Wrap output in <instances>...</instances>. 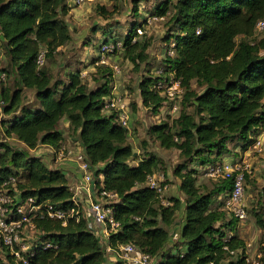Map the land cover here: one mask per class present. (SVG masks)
Segmentation results:
<instances>
[{
  "label": "trees",
  "instance_id": "obj_1",
  "mask_svg": "<svg viewBox=\"0 0 264 264\" xmlns=\"http://www.w3.org/2000/svg\"><path fill=\"white\" fill-rule=\"evenodd\" d=\"M138 1L133 0L136 14ZM70 8L68 0H0V70L5 74L0 79V186L5 183L11 204L32 197L42 209L47 204L76 208L67 169L51 168L30 151L39 144L58 148L64 118L90 170L95 169L93 190L116 193L110 205L119 227L109 234L112 245L133 243L154 257V264H255L236 230L239 218L221 200L231 179L198 184L196 166L221 160L229 141L246 149L264 124V30L255 34L256 22L264 20V0H158L153 6L158 16L173 10L175 32L165 40L166 47L174 41L173 55L165 52L159 74L141 76V103L154 112L162 106L165 96L154 88L159 79L174 75L182 87L178 115L147 130L160 146L178 150L172 174L184 196H169L167 205L145 184L160 162L156 155L134 152L117 112L102 110V100L111 93L112 69L106 66L104 81L89 88L78 71L55 79L37 63L39 53L51 58L71 40ZM99 10L107 13L103 5ZM133 37L125 35L122 47L138 67L148 57V41ZM75 210L78 215L65 223L46 213L32 217L38 239L20 250L22 259L0 243V264H117L106 260L100 238ZM252 212L264 229V209ZM257 261L264 264V255Z\"/></svg>",
  "mask_w": 264,
  "mask_h": 264
},
{
  "label": "rangeland",
  "instance_id": "obj_2",
  "mask_svg": "<svg viewBox=\"0 0 264 264\" xmlns=\"http://www.w3.org/2000/svg\"><path fill=\"white\" fill-rule=\"evenodd\" d=\"M74 1L70 0L72 6L67 15L72 32L71 40L58 47L51 58L44 57L41 65L47 67L55 79L66 80L67 73L78 71L89 88H93L104 81L108 74V70L105 69L106 66L112 69L109 86L113 96L119 97L126 106L129 115L127 128L130 136L128 141L131 143L133 151L140 153V156L144 151L156 155L160 162L154 171L164 174L167 186L164 196L166 198L172 195L183 197V193L177 186L178 179L172 174V168L178 162V150L160 146L158 141L147 133L151 124L161 120L170 121L172 117L178 115L182 106V92L171 89L172 97L167 98L162 106L154 112L142 105L138 90V82L143 74H159V71L165 67V52L168 47L174 44V41L171 40L167 47L165 45V40L175 32L170 19L173 10L167 12L165 16L156 15L153 6L158 0H139L137 2V14L133 11V0H82L76 3ZM100 5H103L107 10L106 14L100 12ZM131 34L134 36L132 40L136 38L140 41H148L146 48L148 57L145 61L141 62L138 67H134L133 63L126 57L123 48L112 54H104L105 61H100L99 45L103 40L107 37L110 39L117 37L121 40L124 39L125 35ZM256 36H260V34ZM0 66H2L1 47ZM167 86L168 84L162 85L164 88ZM192 86L197 88L194 82ZM164 88L160 89V94H165ZM25 93L29 98H32L33 91L31 89H25ZM60 127L63 129L66 139L69 137V140L64 144L61 143V145L66 146L70 151H80L77 136L70 126H64L61 123ZM256 136V140H253L246 149H242L238 141L227 142L228 152L222 154L220 158L236 159L237 163L242 168H246L248 172L242 198L247 216L244 220L236 221V230L246 243H251L247 249V256L254 261L264 255V229L257 225L252 212L253 209L261 210V207L264 209V124ZM258 139L260 142L256 144ZM8 141L14 145L18 144L12 138ZM30 151L33 155L42 157L49 167H62V161L53 160L52 152L41 148V145L38 149ZM67 167L73 169L74 166L68 164ZM73 170L78 171L77 167ZM94 170V168L90 170L91 174ZM73 177L76 179L75 176ZM196 177L198 184L206 186H211L219 178L210 176L198 168ZM74 178H70L69 186H71L73 193L72 197L77 199L79 193L76 190V183L78 182ZM93 196L96 197L95 190ZM224 199L225 197L221 200L225 202ZM103 200L111 203L114 199L105 197ZM78 203L80 205L79 211L86 215L87 204L89 203L84 198H81ZM177 217H180V212ZM24 231L22 236L27 246L38 239V232L35 229L26 227ZM0 255L3 256L1 246Z\"/></svg>",
  "mask_w": 264,
  "mask_h": 264
},
{
  "label": "built area",
  "instance_id": "obj_3",
  "mask_svg": "<svg viewBox=\"0 0 264 264\" xmlns=\"http://www.w3.org/2000/svg\"><path fill=\"white\" fill-rule=\"evenodd\" d=\"M80 1L82 0H75L74 2ZM263 30L264 20H258L255 25V34H260ZM99 46L101 62L105 61L104 54H112L123 48L122 40L117 37H113L104 42L102 41ZM166 52L168 55H173L172 46L168 47ZM43 58V53H39L37 57V63L39 65L43 63ZM4 76V72L0 70V79H4ZM163 84H168L167 88L162 87ZM157 87L159 88L157 89ZM154 88L159 92L160 89L162 90L164 88L165 94L162 95L165 96V100L172 97L171 95H173V93L171 94V89L182 92L180 82L174 75L157 80L154 84ZM112 109L117 112L121 125L127 127L129 115L126 106L120 101L119 97H114L111 91L110 96H106L102 100V110L109 111ZM259 142L260 141L257 140L256 144ZM51 152L53 160L56 162L69 159L76 164L81 174V179L76 183V190L77 193H79V197H77V199L72 197V201L77 209H79L80 205L78 202L81 198H84V200L89 203L87 204V213L84 216L87 218L90 228L100 238L106 260L117 264H154V257L140 250L133 243L126 242L112 245L109 242V234L119 227V222L114 218L113 207L110 205V202L104 201L103 198L109 197L115 199L116 193L101 190L99 194L96 193V197L93 196V176L90 172V166L85 159L84 152L82 150L78 152L70 151V149L66 148L64 145H60L56 149L52 148ZM202 170L210 176L231 179V188L224 199L225 205H227L233 214L240 220L246 218V209L244 204H242L246 168H242L237 163L236 159H221L202 166ZM11 180L14 181V179ZM145 184L156 191L162 204H169L168 199L164 196L167 186L163 173H156L153 171L148 175ZM4 185L5 183L0 186V243L9 247L11 252L18 258L22 259L20 250L25 251L28 247L23 241L22 233H25L24 230L26 227L35 229L32 217L42 216L46 213L49 217L61 219L62 223H65L68 217L78 215L77 210H75L76 208L64 210L54 208L51 204H47L46 208L42 209L40 205L34 204V199L32 197H27L13 205L11 204L12 197L6 192L3 187ZM69 188L71 189V186ZM83 192L85 196L82 195ZM45 244L46 247L49 246V243L46 242ZM22 261L26 262L25 258ZM254 263L258 264V261H254Z\"/></svg>",
  "mask_w": 264,
  "mask_h": 264
},
{
  "label": "crops",
  "instance_id": "obj_4",
  "mask_svg": "<svg viewBox=\"0 0 264 264\" xmlns=\"http://www.w3.org/2000/svg\"><path fill=\"white\" fill-rule=\"evenodd\" d=\"M68 3H69V5H71L72 6V3L70 2V0H68ZM61 123L64 125V126H69V123H68V121H67V119H64V118H62L61 120H60V125H61ZM60 125H59V129H60V131L62 132V135H63V138L65 137V139L63 140V144L67 141V140H69L68 138L69 137H67V139H66V135H65V133H64V131H63V129H62V127H60ZM256 135H255V140H256ZM77 138V137H76ZM259 140V139H258ZM78 141V140H77ZM260 141V140H259ZM79 143V142H78ZM41 145V148L43 147V148H45V150H49V151H52V147L51 146H49V145H46V144H39L36 148L38 149V147ZM80 145V144H79ZM35 148V149H36ZM80 149L82 150V147H81V145H80ZM68 164L69 165H71V166H73L74 165V163H73V161H71V160H69V159H65V160H63L62 161V168L63 169H67V173H66V175H67V177H68V179L70 180V178H74L73 176H75L76 177V179L75 180H77L76 182H78L80 179H81V174H80V172L79 173H75V171H73V172H70L71 171V169H69L67 166H68ZM193 166H195L194 164H192ZM196 168H198V169H200L201 171H203L202 170V166H196ZM82 195H84L85 196V193L83 192V194ZM221 199V198H220ZM241 220H244V219H241ZM181 221V220H180ZM239 221H240V219H239ZM176 224H179V219H177V221H176ZM251 245V243H249V242H247L246 243V252H247V249H248V247ZM259 255V254H258Z\"/></svg>",
  "mask_w": 264,
  "mask_h": 264
}]
</instances>
